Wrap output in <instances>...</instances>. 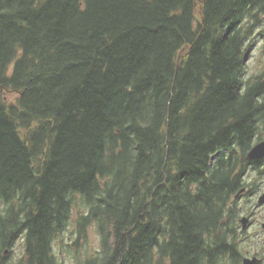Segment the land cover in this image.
Listing matches in <instances>:
<instances>
[{
	"label": "trees",
	"instance_id": "16d2710c",
	"mask_svg": "<svg viewBox=\"0 0 264 264\" xmlns=\"http://www.w3.org/2000/svg\"><path fill=\"white\" fill-rule=\"evenodd\" d=\"M258 41L264 0H0V264H241Z\"/></svg>",
	"mask_w": 264,
	"mask_h": 264
},
{
	"label": "rangeland",
	"instance_id": "374dc122",
	"mask_svg": "<svg viewBox=\"0 0 264 264\" xmlns=\"http://www.w3.org/2000/svg\"><path fill=\"white\" fill-rule=\"evenodd\" d=\"M264 63V50L262 49V41H258L254 44L251 48L250 52L248 53L246 59V71H245V78L255 74ZM252 174V173H251ZM255 177H257L255 175ZM262 179H257L256 183L260 188V193L264 190V173L262 175ZM257 189L255 190V192ZM256 194V195H255ZM253 196H244L238 197V204L241 208L240 216H249V221H252L251 225L248 229L245 230L244 234V243H243V253L245 256L251 257L253 254H261L264 252V229L262 228V224H264V204L258 206L256 204V200L258 194L255 193ZM257 205V206H256ZM73 227H69L68 229V241L67 244L74 239V236H71L73 232ZM74 235V232H73ZM89 249L93 251L97 247V239L94 235L92 229L89 230ZM65 243V242H64ZM63 243V244H64ZM62 244V246H63ZM62 246H55V251L60 254V260L63 264H74L72 250L69 248L63 249ZM63 249V251H62ZM62 251V252H61Z\"/></svg>",
	"mask_w": 264,
	"mask_h": 264
},
{
	"label": "water",
	"instance_id": "95a60500",
	"mask_svg": "<svg viewBox=\"0 0 264 264\" xmlns=\"http://www.w3.org/2000/svg\"><path fill=\"white\" fill-rule=\"evenodd\" d=\"M264 157V141H261L257 144H255L249 152L246 154L245 160L246 161H257ZM242 192V191H240ZM264 203V192L260 195L258 198V204L261 205ZM247 221L248 218L243 217L240 219V223L242 225V229L247 228ZM264 228V225H262ZM6 253V252H5ZM260 260H258L256 257L253 258H244L242 261V264H259Z\"/></svg>",
	"mask_w": 264,
	"mask_h": 264
},
{
	"label": "flooded vegetation",
	"instance_id": "af4514ba",
	"mask_svg": "<svg viewBox=\"0 0 264 264\" xmlns=\"http://www.w3.org/2000/svg\"><path fill=\"white\" fill-rule=\"evenodd\" d=\"M262 140H264V139H262ZM262 140H260V141H262ZM260 141H257V142H255L254 144H256V143H258V142H260ZM263 162H264V158H263V159H260V160H258V161H255L254 163H263ZM252 163H253V162H249V167L252 165ZM261 180H263V179H261ZM259 190H260V188L255 192V193H257L258 195L261 194V193L264 191V190H263V191L260 193ZM253 195H254V194H253ZM253 195H252V196H253ZM255 195H256V194H255ZM249 219H250V217H249ZM251 222H252V221H250V224H252ZM252 256H256V255L253 254ZM257 257L260 259V264H264V253H263V254H260V255L258 254Z\"/></svg>",
	"mask_w": 264,
	"mask_h": 264
}]
</instances>
